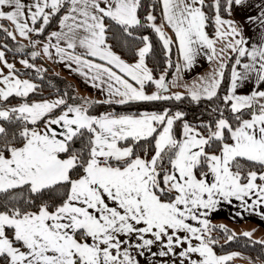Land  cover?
<instances>
[{
	"label": "snow or ice",
	"instance_id": "6c2138e0",
	"mask_svg": "<svg viewBox=\"0 0 264 264\" xmlns=\"http://www.w3.org/2000/svg\"><path fill=\"white\" fill-rule=\"evenodd\" d=\"M242 3L0 0V264H264L210 219L264 218V9L253 39ZM42 55L100 97L42 94Z\"/></svg>",
	"mask_w": 264,
	"mask_h": 264
},
{
	"label": "crops",
	"instance_id": "0c3cea01",
	"mask_svg": "<svg viewBox=\"0 0 264 264\" xmlns=\"http://www.w3.org/2000/svg\"><path fill=\"white\" fill-rule=\"evenodd\" d=\"M261 9H264V2H262V0H243L242 5L235 7L232 14V17L236 20L237 24L241 25L244 28V34L246 36H251L253 39H256L259 33L258 30L253 27L252 23L247 19V17L252 15H258ZM165 30L168 31L169 34H171V31L167 26H165ZM16 39L20 41V39L22 38L17 36ZM43 60L51 64L52 69L55 73L69 80L73 84V86L77 89L78 93L87 94L96 98L100 97L99 91L96 88L88 85L85 82L84 78L80 74L75 72L74 68L69 69L66 66V62L54 61L47 57H45V59L43 58ZM207 68H208L207 61L201 58L199 63L195 67H193L190 72L186 73L185 78L190 79L192 76L196 75L197 73L204 72ZM247 87H248L247 85H244L242 86L241 90H246ZM232 214H233V206L229 204L221 203L220 207L210 214V219L211 222H215L219 224L224 223L227 226L233 223H240L242 221L258 222L264 228V218H262L256 213L245 212L243 217L237 215L235 216V219L232 218Z\"/></svg>",
	"mask_w": 264,
	"mask_h": 264
},
{
	"label": "trees",
	"instance_id": "16d2710c",
	"mask_svg": "<svg viewBox=\"0 0 264 264\" xmlns=\"http://www.w3.org/2000/svg\"><path fill=\"white\" fill-rule=\"evenodd\" d=\"M209 31L211 32V28H209ZM0 39H3L2 35H0ZM16 41H18V40L16 39ZM16 41H12L11 39H9L8 43H9L10 47H14L16 45ZM29 50L30 49H26L23 54L26 56L27 52ZM117 50H119V49H117ZM6 54L10 60H16L17 61L19 58V56H14L11 51L7 52ZM172 58H173V60H175V58H176L175 45L173 46ZM30 59H32V58H30ZM37 60H40L41 62H43V66L45 67L44 78L42 80H40L38 78V81H37L38 83H42L44 85L43 89H42V94H44V95H48V94L59 95L62 92L67 91L69 93L74 92L76 96L81 95L80 93L77 92V89L73 86V84L69 80H67L65 77H63V76H61V75H59L53 71L50 63L43 60L42 57L37 58ZM150 64H151V61H150ZM22 67L23 66H17V68H22ZM32 98H38V97L34 96ZM176 103L179 104V102H176ZM185 104H187V102H185ZM152 106H153V104L150 102L145 104V107H152ZM156 106H158V105H156ZM181 106L183 107V105H181ZM105 107L106 106H104V105L99 106L100 110H104ZM116 107L119 110V106H116ZM204 109H205V104L202 102L199 105V107L189 105L186 107L185 110L188 112V119L192 120L194 118H200L201 113L204 111ZM213 224H219V223L213 222ZM213 235H217V232H214ZM224 239L225 238L222 237V239L220 241L221 244L224 243ZM246 240H247V238L244 237L241 233H237L236 239L234 241L228 242L223 250H225V251H229V250L240 251V252L247 254L249 256H256L258 251L260 250V245L257 244L254 247L253 246H247ZM221 250L222 249L220 248V246L217 245V251L219 252ZM262 258H264V257H262ZM233 264H244V263H239V262H236L235 260H233Z\"/></svg>",
	"mask_w": 264,
	"mask_h": 264
},
{
	"label": "rangeland",
	"instance_id": "374dc122",
	"mask_svg": "<svg viewBox=\"0 0 264 264\" xmlns=\"http://www.w3.org/2000/svg\"><path fill=\"white\" fill-rule=\"evenodd\" d=\"M21 40V39H20ZM23 43L25 45L28 44V41L26 39L23 40ZM37 47H39V45H37ZM30 49V48H28ZM31 50V49H30ZM29 50V51H30ZM41 57H43L45 59V57L42 55ZM34 62L38 65H43V62H41L40 60L35 59ZM16 66H23L19 63V58L16 61ZM74 93V92H72ZM213 223V222H212ZM215 223V222H214ZM231 224V223H230ZM233 225V226H232ZM231 226V227H230ZM228 227H230V229L234 230L236 233H243L245 230H252V238L253 239H264V228L258 223V222H251V221H242L240 223H233L231 225H228ZM246 256H249L247 254H245ZM234 260L236 262L239 263H244V264H249V261L247 259H245L244 257H236L234 258Z\"/></svg>",
	"mask_w": 264,
	"mask_h": 264
}]
</instances>
